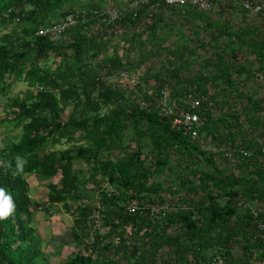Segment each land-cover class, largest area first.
Wrapping results in <instances>:
<instances>
[{
    "label": "trees",
    "instance_id": "trees-1",
    "mask_svg": "<svg viewBox=\"0 0 264 264\" xmlns=\"http://www.w3.org/2000/svg\"><path fill=\"white\" fill-rule=\"evenodd\" d=\"M106 1L0 0V188L14 204L0 219V264H52L57 247L71 245L75 251L61 264H264V144L242 137L245 107L220 118L214 90L231 78L220 66L221 37L235 49L257 29L226 27L220 0H212L217 9L209 14L166 8L161 0H114L122 16L108 27L93 14ZM69 15L77 23L59 40L36 35ZM246 47L264 59V38L249 37ZM140 65L147 70L133 87L118 82L121 71ZM18 83L26 90L11 93ZM164 84L168 101L191 113L199 110H189L186 95L213 90L219 114L196 140L159 116ZM236 146L252 152L237 174L224 156ZM29 177L47 182L43 203L30 197ZM57 205L74 216L70 239L45 241L32 218ZM59 239L57 250L42 248Z\"/></svg>",
    "mask_w": 264,
    "mask_h": 264
},
{
    "label": "built area",
    "instance_id": "built-area-1",
    "mask_svg": "<svg viewBox=\"0 0 264 264\" xmlns=\"http://www.w3.org/2000/svg\"><path fill=\"white\" fill-rule=\"evenodd\" d=\"M107 1L108 3L106 6H104L103 9L96 10L93 12V14L99 18V23H103L108 27H117L121 20L122 10L114 4V0ZM121 1H123L124 3H128V0ZM161 1L166 8L174 7L177 9H182L184 7H191L208 14L213 13L217 9V5L212 0ZM143 2L147 3L150 2V0H143ZM134 4L135 3L133 2L129 5L132 7L134 6ZM242 8L248 14L252 13L254 15L261 16L262 22L264 24V1L245 0L242 3ZM83 15L84 14H82L81 16L82 19H84ZM76 23L77 21L71 15H69L65 18V22L57 25H52L51 27H46L44 29H39L36 32V35L41 37H48L50 40L56 41L60 39L66 26L75 25ZM145 23L146 22H144V24ZM147 23H149V20H147ZM141 68H143V70H140ZM140 69L138 71L141 74H143V72L147 70L145 66H141ZM131 72L133 73V76H135V73L133 71H121L117 77L118 82L122 84L127 82L128 84H131V87H133L135 81L138 78L132 77ZM154 84V80H150L148 85L153 86ZM206 88L208 89V95L206 96L195 95L194 93L186 95L185 99L189 110H199V113H191L190 111H185L180 107L178 108V105L175 102L171 103L168 101L170 88L167 86V84H164L160 93L159 103L157 105L159 116L169 121L170 128L172 130L181 132L183 135L188 136L191 140H196L198 138L200 128L208 121L209 117H214L219 113L217 110H215L214 100L210 97L212 89L208 86ZM150 94L151 91H149V95ZM140 106L143 109H148L150 107V103L146 100H142L140 102ZM224 151V156L228 160V168L233 172L237 170V166L241 163V160L249 159L252 156V152L242 146H236L235 148L228 147ZM260 161L263 165L264 170V156L260 159ZM237 205L242 208L248 207L246 203L242 202H238ZM152 211L157 212L158 214L159 209L155 206V208H152ZM253 216L256 217L257 214L253 213ZM259 227L262 229L263 225L260 224Z\"/></svg>",
    "mask_w": 264,
    "mask_h": 264
},
{
    "label": "crops",
    "instance_id": "crops-1",
    "mask_svg": "<svg viewBox=\"0 0 264 264\" xmlns=\"http://www.w3.org/2000/svg\"><path fill=\"white\" fill-rule=\"evenodd\" d=\"M258 19L245 17L244 20L239 19L233 21L228 16L227 25L233 30H244L252 32L257 29V35H250L253 40L264 38V24L260 16ZM222 25V24H221ZM249 28V29H248ZM229 30L225 31L227 34ZM245 34V33H244ZM202 35V33H201ZM203 36V35H202ZM249 37H244L247 42L245 44H237L235 49H229V41L225 36L220 39L221 50L218 52L221 58V67L226 70L225 75H231V78L225 76L220 81L217 90L219 95V105L221 107L220 118H231L230 107L244 108L239 113V127L245 140H258L259 144L263 143L261 135L264 133V59L261 61L256 58V54L247 48ZM232 42V41H230ZM237 42V41H236ZM264 57V51L263 56ZM232 81V84L229 83ZM226 82V83H225ZM213 91V90H212ZM221 124V123H220ZM228 122L226 123V126ZM225 126V127H226ZM225 127L221 124V129L225 131ZM243 142V140H240ZM251 206L259 209L261 205L258 202L252 203ZM259 264V263H258Z\"/></svg>",
    "mask_w": 264,
    "mask_h": 264
},
{
    "label": "rangeland",
    "instance_id": "rangeland-1",
    "mask_svg": "<svg viewBox=\"0 0 264 264\" xmlns=\"http://www.w3.org/2000/svg\"><path fill=\"white\" fill-rule=\"evenodd\" d=\"M120 0H118L117 2H119ZM243 0H220L221 2V6L222 8H224V10H222V14L228 15L231 20L233 21H238L240 19V11H239V6H241ZM257 1H264V0H257ZM107 5V1L104 4V6ZM214 17V15H213ZM217 17V16H215ZM248 18L251 17V19H258L257 16H255L254 14L250 13L249 16H247ZM168 18V17H167ZM221 18V17H219ZM228 20V17H226ZM54 19H50L48 21L49 25L51 24V22ZM175 21L172 20V22ZM172 33H176V30H172ZM1 34V32H0ZM163 37H167L168 40L173 41V35H167L166 33H163ZM162 43H166V41H164V39L161 41ZM164 45V44H163ZM130 55L133 57L134 55H136V52H131ZM156 57V55L154 56ZM153 60V58H151L150 60L147 61V63H151ZM146 63V64H147ZM143 66V65H141ZM140 70H143V68H141ZM135 76H133V73L131 72L132 77H137L139 78L142 74L138 71V68H136L134 70ZM134 81V80H133ZM136 82V81H135ZM126 84H128L127 82H125ZM133 84V83H132ZM17 86H15L11 93H18V92H23L26 90V85L24 83H18L16 84ZM0 103H3V100H0ZM1 109V107H0ZM219 114V113H218ZM217 114V115H218ZM3 115L0 114V117H2ZM1 133H0V147L2 146V140L4 138V136L6 135L1 129H0ZM18 132V131H15ZM13 132V133H15ZM12 134V133H11ZM65 148V145L62 146H57L56 149H63ZM227 170L229 169L228 167H226ZM232 172V170H228V172ZM238 173V170L235 171V174ZM29 186L31 188H33V190H31L30 192V197L36 201H39L40 203H43V201L46 200V188H45V184L47 182L42 181V182H36V180L33 177H29L27 179ZM53 182H56V180H53ZM51 215H53L52 217H50ZM73 215L70 213H67L63 207L61 205H57L55 207H51L48 209V211H45V209L41 208L39 209L38 212H36L33 215V227L39 231L40 235L43 237V239L45 241H50L52 240L53 236L55 237V235H57L59 238H63V239H70V228L72 226V220H73ZM57 241L60 242L59 240H54V244L51 245H43L42 248H45L47 250H57L59 248L58 254H57V258H53L52 256L50 257V262L52 264H61L62 261H64L71 253H73L74 250V246L71 245L69 246H62V247H57ZM62 241V239H61ZM57 247V249H56ZM45 249V250H46ZM54 260V262H53Z\"/></svg>",
    "mask_w": 264,
    "mask_h": 264
},
{
    "label": "clouds",
    "instance_id": "clouds-1",
    "mask_svg": "<svg viewBox=\"0 0 264 264\" xmlns=\"http://www.w3.org/2000/svg\"><path fill=\"white\" fill-rule=\"evenodd\" d=\"M14 210L12 197L0 188V219H6Z\"/></svg>",
    "mask_w": 264,
    "mask_h": 264
}]
</instances>
